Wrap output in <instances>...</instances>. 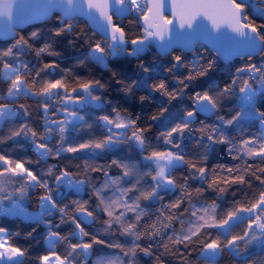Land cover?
Returning <instances> with one entry per match:
<instances>
[{"label":"snow or ice","instance_id":"snow-or-ice-1","mask_svg":"<svg viewBox=\"0 0 264 264\" xmlns=\"http://www.w3.org/2000/svg\"><path fill=\"white\" fill-rule=\"evenodd\" d=\"M165 4L0 0V39L9 41L0 46V264H140L142 258L164 264L162 256L168 253L178 256L179 264H191L190 250L204 264H217L225 252L236 264H256L254 257L264 254V23H254L245 11L264 20V0H171L172 19L163 14ZM57 11L58 25L42 45L40 30L18 34L19 26ZM93 13L103 22L97 24L100 39L77 34L87 45L79 66L94 63L107 70L110 60L137 59L143 76L130 83L117 79L115 71L112 77L125 95L146 90L141 102L155 100L154 93L167 97L150 118L159 125L155 138L148 134L151 125L142 127L138 117L112 103L101 80L70 78L71 70L61 69L57 60L35 66L26 59L30 54L58 56L52 38L71 35L76 15L97 23ZM125 13L143 21L142 35L129 38L114 21V15L119 19ZM153 42L194 53L191 60L174 55L165 67L173 79L171 90L164 79L149 83L155 69L140 58ZM197 43L211 45L218 58L236 55L250 63L237 68L222 88L201 89L194 83L207 77L216 62L196 52ZM255 55L260 61L251 62ZM25 99L35 102L41 124L32 121ZM253 127L256 132L246 135ZM29 148L35 160L27 155ZM221 149L243 163L210 165V154ZM100 156H111L110 162H91ZM49 158L83 159L84 165L74 172L49 164ZM178 170H183L180 175ZM235 185L241 187L226 205L225 194ZM237 191L243 198H236ZM209 192L215 198L209 200ZM33 194L37 213L25 208ZM17 221L31 230L9 227ZM98 222L100 228L94 229ZM21 239L43 240L46 247L33 254V246ZM160 248L164 252L158 253Z\"/></svg>","mask_w":264,"mask_h":264},{"label":"trees","instance_id":"trees-1","mask_svg":"<svg viewBox=\"0 0 264 264\" xmlns=\"http://www.w3.org/2000/svg\"><path fill=\"white\" fill-rule=\"evenodd\" d=\"M246 14L249 15L250 19L256 23H264V20H261L259 16H256L252 13L251 9L246 8ZM58 15H54L49 21H46L42 24H36L33 26H29L22 31L18 32L20 35H27L33 30H40L43 34V39L39 42V45H42L45 41H48L50 39L49 37V29H53L57 27L58 25ZM122 24V21H120ZM74 25V30L71 35H65L59 38H52V46L53 48L59 53L58 56H48L47 54L43 55L42 58L37 59L34 54H30L26 59H29L30 62L35 66H42V62L46 61H52L57 60L59 62L61 69H70L71 75L70 78H75L76 76L82 77V78H88V77H95L96 79L101 80L103 83L107 85V91L106 96L111 99L112 103L114 105H117L122 112L125 114H131L133 118H139V124L142 127L148 128L149 125H151V128L149 129V135H151L153 138L156 137L158 134V124H153L151 121V116L157 114L160 109V100L163 99L165 102H167V97H161L159 93H154L156 97L155 100L153 99H146L145 101L141 102L140 97L141 96H147L148 92L144 89H137L134 90L131 94L125 95V93L121 90L122 85H119L116 83L115 79L112 77V72L115 71L117 73V79H122L127 82H131L132 79H137L143 76L144 74L140 72L138 68L139 61L135 58H120L116 60H110V68L105 70L102 66H98L94 63H87L84 66H79V59L82 58V54L85 51L87 45L84 43V36L81 35L80 39H77V34L85 33L88 37H91L93 41L100 39V36L96 34L94 31H92L85 20L83 19H74L71 21ZM140 21L138 20V17H134L131 15L129 18V21L126 23L125 30L129 34V38L142 35L143 30L140 28L139 25ZM69 41H75V44H70ZM9 41H0V46H7ZM196 52L203 55L205 57V60H215L216 66L213 71L210 72V74L207 77L200 78L194 83V86H199L201 89L212 87V88H222L226 83L230 82L234 73L236 72V69L250 63V61L247 60V58H239L236 59L230 63H223L214 53H212L208 48L202 47L200 44L196 45ZM194 53L186 54L181 51H173L168 56L161 58L157 55V53L154 50V43L148 48L146 53L141 56V60H143L146 64H148L150 67H153L155 70L150 74L149 83L155 84L159 83L160 79L166 80V82L169 85V88L171 90L173 86V79L171 75H168L164 69L166 66H169L173 62V56L174 55H182L187 60H191ZM261 57H254L253 61L251 62H258L260 61ZM181 71H185L184 69H181ZM59 72V69H58ZM0 87H3L2 84H0ZM22 102L27 103L31 105L32 108V121L34 124H41V116L39 112L37 111L36 105L34 101L31 100H23ZM172 104H176V101H172ZM225 105L230 106L229 101H225ZM201 119H204L206 121H213L215 120V117H207V116H201ZM7 131V129H5ZM99 129L96 130L97 133H99ZM256 132V128H249L246 135L252 134ZM232 135L235 137H239V133L233 131ZM87 137H85L86 139ZM58 139V137H57ZM238 142V141H237ZM55 143V141H53ZM4 147V146H0ZM9 147H14L9 145ZM189 149H195V145L189 144ZM219 147V146H218ZM17 151H20L19 149H16ZM27 155L30 156L33 160H35L37 157L36 155L31 151L29 148L27 151ZM86 155V154H85ZM111 156H100V157H94L91 158V162L94 164H102L106 162H110ZM210 165H219V164H225V165H233L236 163H243L242 161H233L230 157L224 155L222 149L215 154H210L209 157ZM249 163H252L251 161H248ZM48 163H57L60 167H63L67 165L69 168L72 169V171H76V166L80 165L81 167L84 165L83 159H66V160H60L56 161L51 158H49ZM47 165H45L46 167ZM115 171V170H114ZM183 170H178L177 175H180V172ZM219 171V169H218ZM223 174V173H221ZM93 176L99 175L98 173H93ZM253 183H258L257 181L253 180ZM239 185L233 186L232 189H230L225 195H226V201L225 204L229 205L231 201L233 200V191H236L238 189ZM209 200L215 198V193H206L205 194ZM243 193L238 192L236 193V198L241 199L243 198ZM71 198H76L75 194H71ZM86 198V197H85ZM25 208L27 211L32 213H37L40 211L39 209V203H38V197L36 194H33L32 198L26 202ZM151 219H155V217H151ZM34 226V225H33ZM246 226V222L240 225H237L234 229L232 234H235L237 232H240L241 229ZM9 227L13 230L20 229L21 232L30 231L31 228L27 225L21 224L19 221L15 223H10ZM175 227L179 229L181 225L177 222L175 224ZM93 228H100V223L98 222L96 225L93 226ZM42 231L41 228L37 229V233H40ZM20 243H22L25 246L32 245V251L33 254H37L40 252V250L44 249L46 246L44 245L43 240H40L39 243H37L35 240L26 241L21 239ZM157 252H164L163 248H160L157 250ZM256 264H264V254H260L256 257H254ZM162 260L164 261V264H179L178 256H174L170 253L165 254L162 256ZM189 260L191 264H204V260L201 259L196 251L190 250ZM140 264H151V261H149L147 258H142L140 260ZM217 264H236V262L233 260L231 256L228 255V253H223L222 257L217 261Z\"/></svg>","mask_w":264,"mask_h":264},{"label":"water","instance_id":"water-1","mask_svg":"<svg viewBox=\"0 0 264 264\" xmlns=\"http://www.w3.org/2000/svg\"><path fill=\"white\" fill-rule=\"evenodd\" d=\"M237 2H239V0H237ZM170 3H171V0H166L165 11H164L163 14H164L165 16H167V18L172 19L173 17L171 16V12H170V10H168V6L170 5ZM54 15H58V16L60 17V16H61V13H60L59 11H57V12H53V13H51L50 16H48V17H41V18H39V19H36V20L32 21V22L29 23V24L21 25V26H19L18 32L22 31L23 29H25V28H27V27H29V26H33V25H36V24H42V23H44V22H46V21H49ZM93 15L96 16V21H97V23H93V22H92L87 16H83V15H76V16L73 18V20H74V19H83V20H85L86 23L88 24L89 28H90L92 31H94L96 34L99 35L100 29L97 27V24H102L103 22L100 21L99 16H98L97 13H93ZM130 16H131V14H127V13H125V14L121 15L119 19H116L115 15H114V21L116 22V21H118V20H124V19H127V18L130 17ZM0 23H2V22H0ZM117 24H118V23H117ZM205 24H207V22H205ZM139 25H140V28L143 30V21H140ZM172 35H173V37L175 38V36H176L175 31H173ZM99 36H100V35H99ZM0 41H3V42H4V41H8V40H7V39H0ZM153 43H154V50H155V52H156L157 55L160 56L161 58H164V57L168 56V55H169L170 53H172L173 51H181V52L186 53V54H191V53H193V52H190V51H187V50H182V49H181L179 46H177V45H173L172 47H163V48H161V47L158 46L157 42H153ZM198 44H199V43H197L196 45H198ZM195 48H196V46H195ZM207 48L211 51V45H207ZM211 52L214 53L213 51H211ZM214 54H215V53H214ZM215 55H216V54H215ZM258 56H259V55H255L254 57H258ZM254 57H253V58H254ZM239 58H247V57H241V56H236V55H233V56L229 57L228 59H224V58H222V57H219V59H220L223 63H226V64H227V63H230V62H232V61H234V60H236V59H239Z\"/></svg>","mask_w":264,"mask_h":264},{"label":"rangeland","instance_id":"rangeland-1","mask_svg":"<svg viewBox=\"0 0 264 264\" xmlns=\"http://www.w3.org/2000/svg\"><path fill=\"white\" fill-rule=\"evenodd\" d=\"M140 2L143 3V0H140ZM130 17H131V16H130ZM130 17H128L127 19H124V20H118V21H116V23L121 24L120 21H122V24H121V25L125 28L126 23L129 21V18H130Z\"/></svg>","mask_w":264,"mask_h":264}]
</instances>
